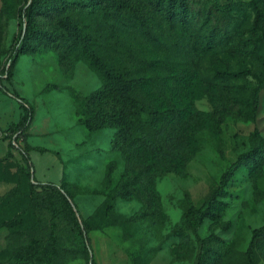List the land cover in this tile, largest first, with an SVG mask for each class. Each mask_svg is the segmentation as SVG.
Masks as SVG:
<instances>
[{
  "label": "rangeland",
  "instance_id": "obj_1",
  "mask_svg": "<svg viewBox=\"0 0 264 264\" xmlns=\"http://www.w3.org/2000/svg\"><path fill=\"white\" fill-rule=\"evenodd\" d=\"M26 2L0 0V71L25 51L3 80L8 91L0 87V264H248L254 230L264 225V0H188L187 24H169L149 0L62 1L64 16L93 37L110 66L146 79L132 145H118L116 128L85 126L87 100L104 80L59 13L37 16L48 37L23 45ZM172 94L183 101L180 114L164 118L173 141L153 116ZM28 106L31 173L72 193L88 249L65 214L26 205L33 176L8 145ZM217 191L224 210L197 235L187 211ZM22 208L21 224L5 221ZM36 243L39 259L26 250ZM255 252L264 264V242Z\"/></svg>",
  "mask_w": 264,
  "mask_h": 264
},
{
  "label": "trees",
  "instance_id": "obj_2",
  "mask_svg": "<svg viewBox=\"0 0 264 264\" xmlns=\"http://www.w3.org/2000/svg\"><path fill=\"white\" fill-rule=\"evenodd\" d=\"M63 0H27L25 7L22 9L21 16L26 18V24L21 31V38L23 45L29 42L30 39H38L41 37H48L47 34L38 27L37 16L50 17L54 13L61 15V20L64 29L69 37L77 41L82 49L83 55L92 63L98 74L104 80L103 85L95 91L87 100V117L84 119V124L89 130H98L103 128L117 129V143L118 145H126L134 141V129L136 125V115L141 110V100L139 92L146 82V79L141 77L129 76L126 72L112 67L108 64L105 57L102 56L95 47L93 37L85 30L79 27L71 19L64 16L62 9ZM114 5H120L122 0H110ZM150 5L161 12L169 24L190 22L191 12L189 9L188 0H149ZM33 50V49H32ZM23 46L16 50L10 59H12L11 66L8 70L7 81L13 77L14 67L19 57L24 54ZM5 91L8 87L1 84ZM259 87L255 88L252 93V110L250 117L252 120L256 118V112L260 100ZM21 103H26L25 98L17 96ZM183 101L179 94H172L171 103L167 104L164 111L153 110L154 119L160 128L166 130L167 136L173 141L174 136H170L169 128L165 124L164 118L171 115H178L183 108ZM169 105H172L170 112H167ZM28 117L22 121L16 129L14 139L8 145V153L11 155L14 150H18L22 156V169L31 173L33 167L28 143L26 142L28 126L33 120L34 110L32 106H28ZM168 114V116L166 115ZM16 142V144L14 143ZM38 149V148H35ZM261 152L254 151L250 159L254 163L259 162ZM30 199L27 200L26 205L32 202L44 203L46 207L55 212H62L65 214L78 228L80 235L83 238L85 247L88 249L90 243V236L86 226V220L82 218L79 208L73 200L72 193L63 189L57 184L35 182L29 183ZM125 195L119 192V196ZM222 194L217 191L210 196L201 207L191 204L186 214V224L193 229L198 235L199 229L206 218L215 219L219 217L224 210L225 203L219 199ZM25 208L13 212L8 219L11 224L17 226L24 221ZM202 242V252L206 247V238H200ZM264 242V225L254 230V235L251 244L246 252L248 264H256L255 244ZM26 250L30 257L39 259L41 255V247L39 244H29Z\"/></svg>",
  "mask_w": 264,
  "mask_h": 264
},
{
  "label": "built area",
  "instance_id": "obj_3",
  "mask_svg": "<svg viewBox=\"0 0 264 264\" xmlns=\"http://www.w3.org/2000/svg\"><path fill=\"white\" fill-rule=\"evenodd\" d=\"M12 59H9V61L6 63V65L2 68L0 71V85L3 84V80H7L8 77V70L11 66ZM16 144V142H14Z\"/></svg>",
  "mask_w": 264,
  "mask_h": 264
}]
</instances>
